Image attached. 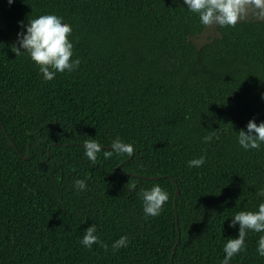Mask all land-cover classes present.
<instances>
[{"label": "trees", "instance_id": "obj_1", "mask_svg": "<svg viewBox=\"0 0 264 264\" xmlns=\"http://www.w3.org/2000/svg\"><path fill=\"white\" fill-rule=\"evenodd\" d=\"M44 14L71 25L80 60L50 81L11 50ZM205 27L183 0H0V264H221L231 219L264 202V143L237 139L264 121V20L216 25L196 46ZM117 137L132 156L85 155V140ZM154 184L169 197L155 217L140 195ZM91 225L107 250L82 245ZM261 235L230 264H264Z\"/></svg>", "mask_w": 264, "mask_h": 264}, {"label": "clouds", "instance_id": "obj_2", "mask_svg": "<svg viewBox=\"0 0 264 264\" xmlns=\"http://www.w3.org/2000/svg\"><path fill=\"white\" fill-rule=\"evenodd\" d=\"M11 5L13 0H8ZM187 8L198 14L200 22L204 26L219 25L221 27H234L243 18L249 7L254 6L264 16V0H183ZM20 27L24 29L17 34V41L11 46V50L16 56L22 52H27L30 59L38 66L45 80H52L56 73L65 71L71 72L79 67L80 60H73V44L69 40L72 33L71 25L65 23L62 17L54 14H44L37 18L28 19L25 25L20 22ZM247 131L241 129L238 132V143L245 150L259 149L264 143V121L257 124L255 120H249L246 125ZM216 131H212L203 138L205 143L211 142ZM111 150L102 149L100 143L95 139L84 141V151L88 159L95 164L97 153L103 151L105 159L112 157L113 153L132 156L134 148L131 144L124 143L119 137L112 141ZM206 162L205 156L188 161L189 167H201ZM77 190H86L87 185L84 180L75 181ZM135 189V183L131 185ZM140 195L143 199V210L146 215L158 216L163 205L168 201V193L158 184H154L150 189H141ZM264 196V191L258 193ZM239 224L238 237L228 238L223 247L225 253L221 264H230L232 258L245 250V238L249 231L264 233V202L258 205L256 211H239L231 219L229 227L235 228ZM97 228L91 225L84 231L81 243L91 249L93 244H99L107 250V245L100 241L95 234ZM128 238L121 236L113 244V250H118L128 246ZM257 252L264 257V235L258 240Z\"/></svg>", "mask_w": 264, "mask_h": 264}, {"label": "rangeland", "instance_id": "obj_3", "mask_svg": "<svg viewBox=\"0 0 264 264\" xmlns=\"http://www.w3.org/2000/svg\"><path fill=\"white\" fill-rule=\"evenodd\" d=\"M243 18H255V19H262L264 20V16L260 15V12L258 9H256L254 6L249 7L247 9L246 14L243 16ZM216 25L206 26L204 30L197 36L193 37L192 40L195 43L196 46H200L204 44L205 42L209 41L211 38L217 36V32L215 30Z\"/></svg>", "mask_w": 264, "mask_h": 264}, {"label": "water", "instance_id": "obj_4", "mask_svg": "<svg viewBox=\"0 0 264 264\" xmlns=\"http://www.w3.org/2000/svg\"><path fill=\"white\" fill-rule=\"evenodd\" d=\"M27 157V156H26ZM152 178H156V177H152ZM177 194H178V188H176V191H175V196H177ZM174 209H175V211H176V205H174Z\"/></svg>", "mask_w": 264, "mask_h": 264}]
</instances>
